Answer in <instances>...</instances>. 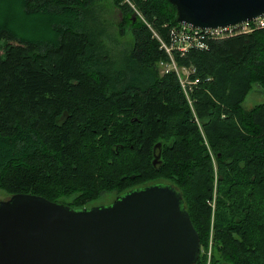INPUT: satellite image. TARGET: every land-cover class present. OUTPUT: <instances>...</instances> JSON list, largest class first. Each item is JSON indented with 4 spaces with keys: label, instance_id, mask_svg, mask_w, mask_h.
<instances>
[{
    "label": "trees",
    "instance_id": "trees-1",
    "mask_svg": "<svg viewBox=\"0 0 264 264\" xmlns=\"http://www.w3.org/2000/svg\"><path fill=\"white\" fill-rule=\"evenodd\" d=\"M96 1L22 0L28 13L64 16V23L58 19L53 26L57 31L64 24L56 45L0 28V49L6 47L4 56L0 52V94L8 89V101L20 104L9 111L0 103V188L80 208L102 192H123L128 184L131 189L170 183L183 195L200 245H208L213 224L212 264H264V101L249 109L243 105L254 84L264 91V28L211 40L208 48L192 49L185 57L175 53L180 64L196 66L193 96L206 143L176 74L159 75L158 61L168 54L125 0L116 3L123 13L120 29L134 34L130 57L118 68L114 58L103 57L102 32L90 7ZM130 1L162 36L166 27L179 24L170 0ZM52 52H60L54 63L48 61ZM86 74L105 75L106 87L98 88L88 110L69 109L60 102L59 80L69 77L72 84L74 76ZM38 106L45 107L39 114L47 117L50 133L41 129L37 115L18 117ZM157 142L161 157L154 165ZM215 181L219 198L212 223L207 200ZM206 262L200 254L196 264Z\"/></svg>",
    "mask_w": 264,
    "mask_h": 264
},
{
    "label": "water",
    "instance_id": "water-1",
    "mask_svg": "<svg viewBox=\"0 0 264 264\" xmlns=\"http://www.w3.org/2000/svg\"><path fill=\"white\" fill-rule=\"evenodd\" d=\"M170 1L178 22L192 27L264 15V0ZM161 144L154 146V165ZM199 253V233L170 183L135 187L90 208L31 193L0 201V264H196Z\"/></svg>",
    "mask_w": 264,
    "mask_h": 264
},
{
    "label": "rangeland",
    "instance_id": "rangeland-1",
    "mask_svg": "<svg viewBox=\"0 0 264 264\" xmlns=\"http://www.w3.org/2000/svg\"><path fill=\"white\" fill-rule=\"evenodd\" d=\"M126 1L129 2L132 8L134 9V14H135L134 18L140 17L146 24L149 23L148 19L144 16V14L137 8V6L132 1L125 0V2ZM94 4H92L90 7L91 9L94 8L95 10V21L98 22L97 28L99 29V31L102 32L100 34V41L102 42L101 47L103 48L102 55L105 59L107 55H109L111 58H114L117 64H115L113 68H118L120 67V64L122 62H126V60L130 57V50H132L133 45H134L133 31L131 28H126L124 29V31L120 29V21L122 19L123 13L119 5L116 3V0H98ZM51 13L52 14L37 13V12L34 13L33 11L28 13L23 7L22 0H0V24L4 23V25L0 26V28L9 29L10 31L19 35L20 39H27L31 42L34 41V42H39V43H43V41H46L47 43L51 42V44L56 45L58 44V31L61 29L62 30L64 29L62 28L64 24H62V27L60 26L57 31L54 30L53 26L57 23L56 20L58 19L61 20V23L62 22L64 23L65 18L63 15H60L59 13H55V12H51ZM149 24H150L149 26L150 31H152L151 29L152 23L150 22ZM162 26L165 27V23ZM169 31H170L169 27H166V36H162L159 33L158 34L162 39L168 40ZM152 37L158 40L159 47H160L161 42H160L159 37H157L155 34H153ZM0 52L3 54L2 56L5 55L6 47L4 45L1 46ZM187 54L188 53H186L183 56H181V54H177V55L179 57H185V56H188ZM59 55H60V52L59 53L58 52L48 53V57H49L48 61L50 63H54V61L58 59ZM177 55H175L174 53L173 58L176 61V65L178 69L180 70V74L182 75V80L187 85L188 92H189L188 97L186 96L187 94H185L184 90L183 92L185 94L188 105L191 107L193 111L194 121L197 122L199 129L204 137V141L207 143L208 139L205 135L203 125L201 124L199 120V117L197 115L196 108H195L196 98L193 96L194 91H195V85L198 84L199 82V79H198L199 76H194L195 75L194 72L196 71V66L193 63L180 64L177 59ZM171 60H172L171 56L168 55L167 60L160 59L158 61V70L160 73L159 75L164 76L165 74L173 72L176 74L177 79L180 81L178 74L174 71L171 65H169L171 64ZM168 67H170V70L166 72V68ZM73 78L75 81H78L79 83L78 85L75 84L74 80L72 84L68 83L67 81L69 80V77H67L64 80H59L60 102L61 101L66 102V106L69 107V105H71L72 108H74V105H75V108L77 107L76 110H83V109L86 110V108L88 110V108H91L92 106L95 105V98L97 97L98 88L100 89V92H101V87H106V76L105 75L96 76V79H95L93 76H87L86 74V76H83V75L77 76V77L74 76ZM90 79H95V80L100 79V82L98 84V83H95V80L91 81ZM10 84L13 85L12 83ZM10 93H11L10 90L5 89L0 94V103H6L7 109L9 111L18 108V106L20 105V104H11L8 101V97ZM19 94H21V91L19 92ZM263 101H264L263 89L259 85L254 84L252 90L249 92V94L245 98L243 105L245 108L249 109ZM42 109L44 110L45 107H41V106H38L36 108L32 107V109H30L27 112H23V114H21L18 117H20L23 120L24 118L29 117L32 114L37 115L40 118L39 125L41 129L43 128L48 133H50L52 129L50 128L47 117L41 116L39 114L40 111H42ZM55 109H60V105L57 107H54V110ZM109 109H112V108H109ZM49 111H52L51 107L48 108V113ZM102 112H104V110ZM116 115L126 116L120 112H118V114ZM128 116H129L128 119L130 121V113ZM110 117H113V116L110 114ZM113 125L114 123L111 125L112 128L114 127ZM126 126H127V129L124 133H126V135L128 136V133H129L128 123ZM89 142H92V141H89ZM126 143L127 145H129L128 142ZM124 153L126 155L124 158L127 159L128 167L130 169V150L128 149L124 151ZM212 157L214 158L213 155ZM215 159L216 158H214L213 161H214L215 167L217 168ZM217 176H218V173H217ZM214 184L215 185H214L213 197L207 200V203L212 208L211 210L212 211V223L214 220V213L216 211L215 209H216L217 198H219L218 197V185L219 184L217 181H215ZM10 196H11L10 193L0 188V201L8 199ZM117 196H116V193H112V192L103 193L102 192L98 197L91 199V200H87L86 204L91 203L95 205L99 203H104L107 205V204H110L111 201H113V199H115ZM96 206H99V205H96ZM213 228L214 227L212 224L211 229H210L211 234L209 237L208 245L205 246L203 245V243L200 245L199 256L200 254L201 256H206V261H207L206 264H212L211 262L213 260V256L216 253V251L213 248V244H214V239L212 237L214 236ZM216 257H220V254L218 252L216 254Z\"/></svg>",
    "mask_w": 264,
    "mask_h": 264
},
{
    "label": "built area",
    "instance_id": "built-area-1",
    "mask_svg": "<svg viewBox=\"0 0 264 264\" xmlns=\"http://www.w3.org/2000/svg\"><path fill=\"white\" fill-rule=\"evenodd\" d=\"M147 25L150 26L149 23H147ZM166 26H168V24H165V27ZM261 28H264V15L243 23L215 28L189 27L182 24L173 25L169 27L170 31L168 40L162 39L158 32L151 27L153 34H155L160 39V48L164 49L167 54L171 56L172 60L171 64L169 65H171L174 71L178 74L180 79L179 82L181 83L185 94H187V97L189 95L188 88L185 82L182 80L180 70L178 69L176 61L173 58L174 53H178L183 56L191 49H206L211 40L222 39L240 33H249ZM169 70L170 67L166 68V72Z\"/></svg>",
    "mask_w": 264,
    "mask_h": 264
},
{
    "label": "flooded vegetation",
    "instance_id": "flooded-vegetation-1",
    "mask_svg": "<svg viewBox=\"0 0 264 264\" xmlns=\"http://www.w3.org/2000/svg\"><path fill=\"white\" fill-rule=\"evenodd\" d=\"M128 127H129V133H128V136H127V142H130V122L128 123ZM132 189V188H131ZM128 190H130V185H128L124 190H123V192H126V191H128ZM123 192H112V193H116V196L117 195H119V194H121V193H123ZM114 200V199H113ZM112 202V201H111ZM96 205H106V204H104V203H99V204H91V203H89V204H84L83 206H81L80 208H90V207H92V206H96Z\"/></svg>",
    "mask_w": 264,
    "mask_h": 264
},
{
    "label": "bare ground",
    "instance_id": "bare-ground-1",
    "mask_svg": "<svg viewBox=\"0 0 264 264\" xmlns=\"http://www.w3.org/2000/svg\"><path fill=\"white\" fill-rule=\"evenodd\" d=\"M209 45V44H208ZM206 48H208V47H206Z\"/></svg>",
    "mask_w": 264,
    "mask_h": 264
}]
</instances>
